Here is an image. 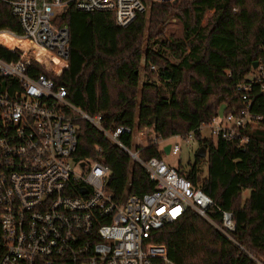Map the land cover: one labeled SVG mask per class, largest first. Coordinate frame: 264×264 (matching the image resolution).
<instances>
[{
    "label": "trees",
    "instance_id": "16d2710c",
    "mask_svg": "<svg viewBox=\"0 0 264 264\" xmlns=\"http://www.w3.org/2000/svg\"><path fill=\"white\" fill-rule=\"evenodd\" d=\"M147 16L140 14L123 28L112 12L68 8L57 20L71 32L70 58L64 60L20 37L18 18L0 2V58L17 61L29 52V73L64 85L68 101L90 116L101 115L107 130L125 125L152 128L162 138L185 136L208 123L221 106L226 112L244 106L238 85L264 67V0H180L155 4ZM169 20L181 25L182 37L168 35ZM142 61L146 71L154 68L156 78L141 84ZM253 100L252 110L264 117V96ZM76 125V158L110 168L107 189L115 199L155 190L144 167L99 128L84 119ZM196 137L206 156L196 152L194 163L186 170L180 162L178 170L234 213L239 245L193 210L155 231L150 241L165 245L176 264H259L257 259L264 261V119L244 147ZM122 140L133 146L131 135ZM163 155L152 144L139 152L143 160ZM213 217L220 221V214Z\"/></svg>",
    "mask_w": 264,
    "mask_h": 264
},
{
    "label": "built area",
    "instance_id": "2783aa9c",
    "mask_svg": "<svg viewBox=\"0 0 264 264\" xmlns=\"http://www.w3.org/2000/svg\"><path fill=\"white\" fill-rule=\"evenodd\" d=\"M178 1L0 0L18 18L20 37L64 60L70 58L71 32L57 20L68 8L112 12L118 26L126 28L153 5ZM29 60L27 51L17 61L0 58V264H176L165 245L150 240L188 210L238 244L232 211L222 209L163 158H140L141 148L152 144L163 149L168 139L155 135L150 143L148 130H139L140 144L127 146L122 136L135 137L134 128L105 129L101 115L90 116L68 101L64 85L45 74H30ZM238 91L242 108L223 113L220 108L208 123L173 138L192 146L197 134L203 138L208 130L206 139L246 146L264 119L252 110L253 95L264 96V67L241 82ZM78 119L99 128L142 165L155 190L115 199L107 189L110 168L75 156ZM182 143H171L170 154H181Z\"/></svg>",
    "mask_w": 264,
    "mask_h": 264
},
{
    "label": "rangeland",
    "instance_id": "374dc122",
    "mask_svg": "<svg viewBox=\"0 0 264 264\" xmlns=\"http://www.w3.org/2000/svg\"><path fill=\"white\" fill-rule=\"evenodd\" d=\"M158 5H164V4H158ZM167 5H172V3H169ZM211 14H212V12H209L206 15V19H208ZM147 15L149 16V10L147 11ZM176 22L177 21H175V20L174 21L169 20L167 22L168 35L174 34L177 37H182V34H183L182 27H181V25L179 23H176ZM146 40H147V34L145 35V39L143 41L144 42V45L146 44ZM160 46H161V43L159 42L155 46V48L158 49ZM152 70L154 71V68L153 67H151V70H147L146 71L145 67H143V61H142V66H141V79H140L141 80V84L145 80H147L148 78H156V75L152 72ZM224 110H225L224 106H221L220 112L223 113ZM139 133L140 132L135 133L136 134L135 141H139L137 139V137L139 136ZM155 135L156 134H154V131L152 129L148 130V133H147L146 137H147V139H149V142L150 143L153 141ZM203 136H204V138L209 137V131L206 130L204 132V135ZM142 137L144 138V136H142ZM174 142H180V143H182V141L180 139H176V138H170V139H168V141L166 143L168 144V143H174ZM182 146H183V151H182L181 154H179V155H171V154H168L167 155V154H164L163 155V160L168 165H171V166L176 167V168L179 167V163L181 162L182 165L184 166V169L187 170L189 168L188 167V164L194 163V161H195V153L198 151L199 148L197 150H195V151L194 150L192 151L191 149L187 148L184 143H182ZM132 149H135V147H133ZM204 169L205 170L207 169L206 164L204 165ZM257 262L259 264H264V261L261 260V259H257Z\"/></svg>",
    "mask_w": 264,
    "mask_h": 264
},
{
    "label": "crops",
    "instance_id": "0c3cea01",
    "mask_svg": "<svg viewBox=\"0 0 264 264\" xmlns=\"http://www.w3.org/2000/svg\"><path fill=\"white\" fill-rule=\"evenodd\" d=\"M135 129V132L137 133V132H139V130L137 129V128H134ZM147 130H150V129H152V128H146ZM145 129V130H146ZM153 131H154V129H152ZM141 132H143L142 130H141ZM154 134H155V132H154ZM140 135V134H139ZM142 135V134H141ZM143 136V135H142ZM175 136V135H174ZM174 136H172V137H170V138H173ZM136 137V136H135ZM135 137H133V146H136V145H139L140 144V142L139 141H135ZM141 137V136H140ZM141 138H143V137H141ZM170 138H164V139H170ZM137 139H138V137H137ZM203 139H206V138H204L203 137ZM182 141V140H181ZM146 141H144L143 143H145ZM183 142V141H182ZM184 143V142H183ZM168 144H170L171 145V143H168ZM167 143H165V145L163 146V149L161 148V150L164 152V148H165V146H167L168 145ZM185 144V143H184ZM185 146L187 147V148H189V149H191L192 151L194 150H197L198 148L200 149L201 148V146H200V143L198 142V140L195 142V144H193L192 146H187L186 144H185ZM140 148V147H139ZM199 149H198V151H199ZM182 151H183V146H182ZM198 151H197V153H198ZM182 153V152H181ZM207 153V152H206ZM164 154H165V152H164ZM170 154V153H169ZM245 195H249V192L247 191L246 193H245Z\"/></svg>",
    "mask_w": 264,
    "mask_h": 264
},
{
    "label": "water",
    "instance_id": "95a60500",
    "mask_svg": "<svg viewBox=\"0 0 264 264\" xmlns=\"http://www.w3.org/2000/svg\"><path fill=\"white\" fill-rule=\"evenodd\" d=\"M255 68H257V65L255 66ZM170 148H171V145L168 144L167 146H165L164 148V152L165 154H169L170 153ZM198 156H201V157H205L206 156V149L204 147H201L197 153ZM86 192V191H84Z\"/></svg>",
    "mask_w": 264,
    "mask_h": 264
}]
</instances>
